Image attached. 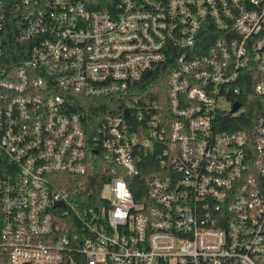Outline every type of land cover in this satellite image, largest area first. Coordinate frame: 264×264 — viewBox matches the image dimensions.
I'll use <instances>...</instances> for the list:
<instances>
[{"label": "built area", "instance_id": "2783aa9c", "mask_svg": "<svg viewBox=\"0 0 264 264\" xmlns=\"http://www.w3.org/2000/svg\"><path fill=\"white\" fill-rule=\"evenodd\" d=\"M6 1L0 264H264V0Z\"/></svg>", "mask_w": 264, "mask_h": 264}, {"label": "trees", "instance_id": "16d2710c", "mask_svg": "<svg viewBox=\"0 0 264 264\" xmlns=\"http://www.w3.org/2000/svg\"><path fill=\"white\" fill-rule=\"evenodd\" d=\"M19 0H7V7H8V11H9V16H8V21H7V27H6V31L8 32V41L7 44H9L10 46L14 45L13 44V35H14V21H15V17H14V10L18 4ZM15 45H20V43H17ZM14 60H17V56H13ZM145 80H142L140 82L137 83V85L139 86V92H145L144 94H148V96L152 97V98H156V93L152 92L154 90V87H157L158 84H162V87H165V82L163 80V77L161 78L160 74H153L152 76H150V78L148 80H146V78H144ZM141 87V88H140ZM98 101V100H97ZM74 105L72 107H70L72 110H80L83 109L88 113H92V108L94 107V100L90 99V98H75L73 100ZM104 105V104H103ZM80 108V109H79ZM253 110L249 109L247 111L246 114L242 115L241 117L245 118L246 120L251 119L253 114H252ZM89 131L91 132V127H89ZM148 172L145 171L144 169L141 171L139 176H133L131 179V184L129 183L134 197L136 199H141V196L143 195V192L145 191V179L141 177V175H146ZM134 183H136L134 185Z\"/></svg>", "mask_w": 264, "mask_h": 264}, {"label": "water", "instance_id": "95a60500", "mask_svg": "<svg viewBox=\"0 0 264 264\" xmlns=\"http://www.w3.org/2000/svg\"><path fill=\"white\" fill-rule=\"evenodd\" d=\"M237 106H238V105H237V104H235V105H234V108H233V110H235V109L237 108Z\"/></svg>", "mask_w": 264, "mask_h": 264}]
</instances>
